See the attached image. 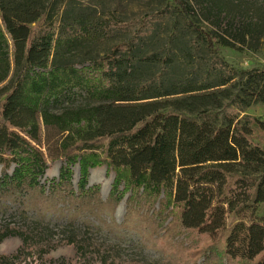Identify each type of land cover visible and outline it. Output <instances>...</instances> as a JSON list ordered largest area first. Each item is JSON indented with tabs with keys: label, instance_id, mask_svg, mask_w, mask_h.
I'll use <instances>...</instances> for the list:
<instances>
[{
	"label": "trees",
	"instance_id": "1",
	"mask_svg": "<svg viewBox=\"0 0 264 264\" xmlns=\"http://www.w3.org/2000/svg\"><path fill=\"white\" fill-rule=\"evenodd\" d=\"M174 1L183 17L201 10L214 26L190 21L210 53V81L137 80L142 68L160 61L157 54L140 55L156 30L152 18L129 42L79 65L85 42L107 39L125 22L96 24L75 12L76 0H0V84L7 81L0 86V154L13 155L16 164L0 176V201L18 202L22 210L65 201L98 216L125 199L126 220L139 216L162 233L157 239L166 249L196 255L192 264L199 258L264 264V120L243 114L253 101L264 102V68L228 71L216 53L218 43L264 44V5L254 17L238 0ZM59 157L66 163L46 188L41 177L48 160ZM101 165L114 176L106 198L89 182L91 168ZM70 226L53 239L44 221L0 223V240L18 234L23 241L17 252L1 255L0 264H21L32 250L42 258L65 243L78 250L75 264H127Z\"/></svg>",
	"mask_w": 264,
	"mask_h": 264
},
{
	"label": "rangeland",
	"instance_id": "2",
	"mask_svg": "<svg viewBox=\"0 0 264 264\" xmlns=\"http://www.w3.org/2000/svg\"><path fill=\"white\" fill-rule=\"evenodd\" d=\"M242 12L248 16L262 15L260 6L264 0H238ZM75 12L84 14L96 24L100 21L112 22L115 18L125 22L123 28H112L107 39L85 42L82 45V55L78 58L79 65L88 63L90 57L103 55L112 46L132 40L134 30L147 19H154L156 30L149 35L140 47V55H156L160 61L152 63L155 67H144L137 80L141 83L158 82L162 79L177 81L179 79H195L204 83L213 79L210 67V53L200 34L190 25V21L207 29L214 26L206 19L201 10L186 18L174 0H76ZM217 56L228 63L230 70H249L264 68V44L252 47H231L222 43L216 45ZM168 61V62H167ZM5 81L3 84H6ZM3 84H0L3 85ZM78 100V99H77ZM79 102H86L79 98ZM95 102V101H94ZM248 114L264 120V102L253 101L243 114ZM66 163L64 157L48 160V168L41 177V182L49 188L54 177ZM13 155L0 154V176L12 173L15 167ZM73 182L77 189L80 176L79 165H73ZM113 173L108 174L106 166L91 168L89 182L100 186L103 198L110 192ZM92 178V179H91ZM18 207V202L0 201V223L6 225L25 226L36 221H44L49 225V233L53 239L63 234L61 229L68 226L69 231H85L79 235H88L97 243L112 249V254L127 260V264H192L196 259L190 250H180L174 253L166 249L168 245L161 244L157 235L139 216H130L126 220V202L123 199L115 210L107 206L101 209L98 216L86 212H77L65 201H52L45 205L29 204L27 208ZM70 234V233H66ZM167 235V234H166ZM171 235H174L171 233ZM183 237V233H175ZM23 245L18 234H11L0 240V256L10 255ZM80 259L78 250L73 243H65L51 248L39 256L37 250L27 253L21 264H61L66 261L75 264ZM204 258L197 259V264H204ZM86 264H100L98 260Z\"/></svg>",
	"mask_w": 264,
	"mask_h": 264
},
{
	"label": "bare ground",
	"instance_id": "3",
	"mask_svg": "<svg viewBox=\"0 0 264 264\" xmlns=\"http://www.w3.org/2000/svg\"><path fill=\"white\" fill-rule=\"evenodd\" d=\"M92 179V178H91Z\"/></svg>",
	"mask_w": 264,
	"mask_h": 264
}]
</instances>
